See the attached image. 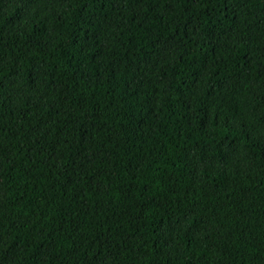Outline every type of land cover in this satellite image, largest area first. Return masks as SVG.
<instances>
[{
	"label": "trees",
	"instance_id": "1",
	"mask_svg": "<svg viewBox=\"0 0 264 264\" xmlns=\"http://www.w3.org/2000/svg\"><path fill=\"white\" fill-rule=\"evenodd\" d=\"M0 264H264V0H0Z\"/></svg>",
	"mask_w": 264,
	"mask_h": 264
}]
</instances>
